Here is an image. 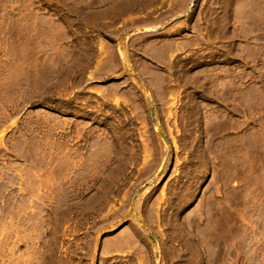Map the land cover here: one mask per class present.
I'll return each instance as SVG.
<instances>
[{"label": "rangeland", "instance_id": "374dc122", "mask_svg": "<svg viewBox=\"0 0 264 264\" xmlns=\"http://www.w3.org/2000/svg\"><path fill=\"white\" fill-rule=\"evenodd\" d=\"M0 264H264V0H0Z\"/></svg>", "mask_w": 264, "mask_h": 264}, {"label": "bare ground", "instance_id": "6f19581e", "mask_svg": "<svg viewBox=\"0 0 264 264\" xmlns=\"http://www.w3.org/2000/svg\"><path fill=\"white\" fill-rule=\"evenodd\" d=\"M190 197V194H187V195H183L182 196V199H185V200H182V201H186V199H188ZM181 198V197H180ZM181 200V199H180ZM200 216V215H199ZM198 220V219H196Z\"/></svg>", "mask_w": 264, "mask_h": 264}]
</instances>
